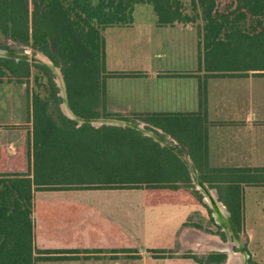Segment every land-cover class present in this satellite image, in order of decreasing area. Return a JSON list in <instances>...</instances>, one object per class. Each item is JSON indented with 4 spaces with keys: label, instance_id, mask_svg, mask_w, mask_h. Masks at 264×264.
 I'll list each match as a JSON object with an SVG mask.
<instances>
[{
    "label": "trees",
    "instance_id": "trees-1",
    "mask_svg": "<svg viewBox=\"0 0 264 264\" xmlns=\"http://www.w3.org/2000/svg\"><path fill=\"white\" fill-rule=\"evenodd\" d=\"M140 4L152 8L160 26L201 20L206 68L219 69L216 65L223 59L220 50L227 43L235 47L240 41L254 38L264 43V0H230L223 10L217 0H189L188 6L182 0H0V36L39 51L60 67L68 104L75 115L119 118L105 111V80L134 74L106 72L102 31L131 24L134 7ZM32 69L46 77L49 95L27 94L30 166L21 173H0V264H35L43 260L34 256L33 191L142 190V186L176 189L177 182L192 187L179 158L149 138L142 140L140 132L110 126L93 128L88 124L76 127L74 121L59 111L58 118H54L49 112L50 102L60 99L46 66L0 58V84L6 80L28 89ZM33 80L41 85L36 75ZM176 117L153 114L148 121L181 143L179 137L187 135L172 120ZM136 119L142 120V116ZM92 138L94 145L100 147L89 148L88 140ZM202 139H191L188 150L201 180L206 182L201 167L205 172L213 171L206 167V146ZM83 140L86 147L80 151L78 145ZM143 141L155 155L143 159ZM142 159L146 164L142 165ZM194 194L199 197L196 191ZM221 199L240 230L243 223L240 187H228L226 197ZM147 252L154 258H164L163 250ZM224 258L222 254H212L208 259L221 262Z\"/></svg>",
    "mask_w": 264,
    "mask_h": 264
},
{
    "label": "crops",
    "instance_id": "crops-1",
    "mask_svg": "<svg viewBox=\"0 0 264 264\" xmlns=\"http://www.w3.org/2000/svg\"><path fill=\"white\" fill-rule=\"evenodd\" d=\"M132 16L131 24L112 26L102 31L106 72L134 75L109 77L105 80V111L119 118H101L126 119L142 124L162 140L177 146L180 153L185 152L200 180L199 171L188 149L191 139L204 138L206 167L213 172H205L204 167H201L202 174L207 178L206 182L201 181L213 190L222 205L224 202L221 198L226 197L228 187H240V190L253 188L261 190L264 196V72L251 68L221 70L204 67L201 20L160 26L152 8L144 4L136 5ZM26 105L25 118L18 119L16 116L15 121L0 118V141H3L0 143V173H21L31 164V159L27 158L28 142L31 141L28 101ZM153 114L178 116L172 120L187 135L179 137L183 143L159 125L148 121ZM136 116H142V120L136 119ZM15 131L18 132L14 138L11 133ZM141 134L142 140L149 138L163 147ZM148 145L143 141V159L156 153L151 152ZM13 154L19 156L18 166L10 167ZM143 159L142 165L146 164ZM190 182L192 184L191 179ZM175 185L176 189L142 186V195H133L131 200L142 201L145 211L154 210L148 207L149 203L162 206L164 202L186 203L187 209H190L194 201L190 194L181 191L182 186L186 185L181 182ZM82 191L100 193L84 196L78 194ZM115 191L118 190L33 191L31 210L34 256L43 258L37 262L147 264L142 262V252L134 249L135 245L130 239L117 236L113 211L108 206H101L122 197L115 195ZM194 191L199 193L196 189ZM47 193L56 194L45 197L50 199L49 204L41 209L37 220L36 194ZM189 213L187 210L186 221L181 223L180 228L183 230L180 232L179 229L161 250L172 248L175 241L200 252L224 249L226 244L218 237L190 228ZM210 217L213 219L211 212ZM179 232L181 236L177 239ZM139 235L142 236V232ZM139 241L142 242V239ZM198 242L209 244L210 247L200 246ZM236 258H231L226 264H235ZM221 263L209 259L169 258L153 259L150 264Z\"/></svg>",
    "mask_w": 264,
    "mask_h": 264
},
{
    "label": "rangeland",
    "instance_id": "rangeland-1",
    "mask_svg": "<svg viewBox=\"0 0 264 264\" xmlns=\"http://www.w3.org/2000/svg\"><path fill=\"white\" fill-rule=\"evenodd\" d=\"M220 10H223L225 6L230 2V0H217ZM186 6H188L189 0H183ZM239 45L233 47L230 44H225L220 50L223 59L216 65L219 69L224 70H234L240 68H251V69H264V43L260 42L259 39H246L244 41L238 42ZM236 43V44H238ZM6 47L12 52H23L26 51L31 55H37L39 51H34L29 47L18 45L11 40L0 36V48L6 49ZM6 49V50H8ZM9 51V50H8ZM44 55V54H43ZM59 67V66H58ZM51 73L52 81L54 83V88L56 89V97L59 98V102H53L51 100L49 106V112L54 118H58V111L62 113V92L58 86L56 77ZM62 73V72H61ZM36 75L39 78L40 86L36 85L33 80V76ZM65 85V84H64ZM28 91V93H27ZM66 91V88H65ZM33 92H38L42 96H48V84L46 77L38 72L36 69H32V75L29 79L28 89L25 85L16 84L14 82L3 81L0 85V118L10 119L9 121H15L17 117L25 118L27 115V95H31ZM67 95V94H66ZM56 104V105H55ZM69 105V104H68ZM17 116V117H16ZM64 116V115H63ZM8 117V118H7ZM65 117V116H64ZM68 119L67 117H65ZM101 118V117H99ZM70 120V119H68ZM72 121V120H71ZM131 121V120H130ZM132 122V121H131ZM134 123V122H133ZM78 127V125H75ZM91 126V125H90ZM92 127V126H91ZM95 128V127H93ZM3 131V130H2ZM18 131L11 133L13 137L17 135ZM100 134V133H99ZM115 138V137H114ZM94 139H89V148L100 147L97 144L94 145ZM97 141V140H96ZM3 141L1 140L0 143ZM80 151H84L86 147V140L78 145ZM84 148V149H83ZM83 149V150H82ZM19 156L16 154L12 155L10 161V167L18 166ZM20 162V161H19ZM21 164V162H20ZM23 165V159H22ZM13 173V172H12ZM183 187V188H182ZM182 192L190 194L192 201H194L193 206H188L186 203H176V202H164L162 206L159 203H149L148 207H153L154 210L145 211L143 209L144 204L139 201L131 200L133 195L141 194L142 190H118L115 191V195H122L119 198H115L108 203L101 204V206H108L110 211H113V222L114 231L117 236H122L123 238L130 239L133 242L134 249L142 252V262L150 264L154 258L148 250H161L165 247L168 242H170L171 237L175 235L179 229L180 232L183 230L181 227L182 221H186L185 215L188 210L190 219V228L196 229L201 233L208 235H214L218 237L221 242L226 244L229 240L231 247V255L236 258L235 264H243V255L238 249L237 241L234 240V236L230 230L224 231L218 224L210 221V210L207 205L203 203L201 195L194 194V187H184L182 186ZM261 190L256 189H241V202H242V213L244 217V225L240 230L237 229L243 248L248 255L246 259L247 264H264V196L260 193ZM100 192L95 191H82L78 194H96ZM56 193L47 194H36V214L37 220L41 214V209L45 207L50 199L48 196H52ZM161 194V193H159ZM127 195L129 197H123ZM46 197V198H45ZM157 207V208H156ZM162 207V208H161ZM191 208H193L191 210ZM152 209V208H151ZM161 213L163 215H161ZM260 216H263L260 218ZM36 220V222H37ZM33 222V220H32ZM37 224V223H36ZM194 225H199L201 228H196ZM188 228V227H186ZM142 232V236L139 234ZM178 234L177 239L181 236ZM121 233V234H120ZM142 239V242L139 241ZM207 248V247H206ZM34 249V245H33ZM164 258L159 259H169V258H183V259H193L195 260H207L212 254H222L225 258L221 261V264H226L228 259L227 252L225 249H211L204 250L202 252L196 251L185 244L177 243L175 241L174 246L170 249H163ZM194 260V259H193ZM35 264H54L45 262H35Z\"/></svg>",
    "mask_w": 264,
    "mask_h": 264
},
{
    "label": "water",
    "instance_id": "water-1",
    "mask_svg": "<svg viewBox=\"0 0 264 264\" xmlns=\"http://www.w3.org/2000/svg\"><path fill=\"white\" fill-rule=\"evenodd\" d=\"M0 58L3 59H12L15 61H24L31 64H39L46 66L52 74L56 77L58 86L61 89L62 92V113L65 117L68 119L74 121L78 126H81L82 124H88L92 127L98 128L100 126H110V127H119V128H129L135 131H138L140 133H143L144 135L152 138L154 141L158 142L163 147L168 148L171 150L176 156H178L181 161L184 163V165L187 167L190 179L192 181V184L194 188L202 195L203 202L206 204L212 213V217L216 224L222 227L224 231L227 232V230H230L234 236V240L237 241L238 249L240 253L243 255V264L246 263L247 254L243 248V244L241 241V237L239 236L238 231L236 230V227L234 226L230 214L225 208L224 205H222L218 199L217 196L212 194L213 190L209 189L198 177V174L193 167L192 163L189 160L188 155L185 152L180 153L178 151V147L159 138L156 134L153 132L147 130L142 126L140 123H133L126 120H120L115 118H83L80 116L75 115L72 110L70 109L68 105L67 95L65 91V85L63 81V75L61 73L60 67L55 66L52 61L43 55L42 53H37V55H31L30 53L23 51V52H10L6 49L0 48ZM214 193V192H213ZM205 199L208 200V202L205 201ZM228 242L223 247L227 252V262H229L232 258L231 255V247L230 242Z\"/></svg>",
    "mask_w": 264,
    "mask_h": 264
},
{
    "label": "bare ground",
    "instance_id": "bare-ground-1",
    "mask_svg": "<svg viewBox=\"0 0 264 264\" xmlns=\"http://www.w3.org/2000/svg\"><path fill=\"white\" fill-rule=\"evenodd\" d=\"M212 194H213V196H214V193H213V192H212ZM205 201L208 202L207 199H205ZM194 238H195V237H194ZM198 243L200 244V246L202 245L203 247H210L209 244H205L204 242H203L204 245H203V243H202V244H201L200 242H198ZM193 244H194V243H193ZM232 258H234V257L232 256ZM235 258H236V257H235Z\"/></svg>",
    "mask_w": 264,
    "mask_h": 264
}]
</instances>
